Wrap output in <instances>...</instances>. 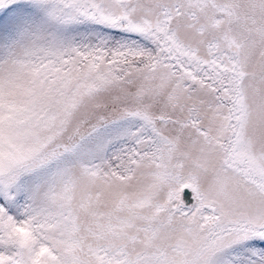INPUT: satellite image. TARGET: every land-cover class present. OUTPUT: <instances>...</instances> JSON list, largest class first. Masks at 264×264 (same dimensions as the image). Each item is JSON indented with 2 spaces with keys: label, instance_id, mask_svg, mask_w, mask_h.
I'll use <instances>...</instances> for the list:
<instances>
[{
  "label": "snow or ice",
  "instance_id": "snow-or-ice-1",
  "mask_svg": "<svg viewBox=\"0 0 264 264\" xmlns=\"http://www.w3.org/2000/svg\"><path fill=\"white\" fill-rule=\"evenodd\" d=\"M0 264H264V0H0Z\"/></svg>",
  "mask_w": 264,
  "mask_h": 264
}]
</instances>
